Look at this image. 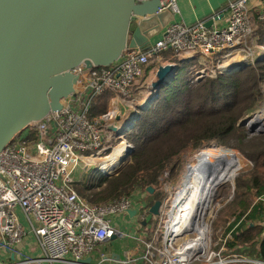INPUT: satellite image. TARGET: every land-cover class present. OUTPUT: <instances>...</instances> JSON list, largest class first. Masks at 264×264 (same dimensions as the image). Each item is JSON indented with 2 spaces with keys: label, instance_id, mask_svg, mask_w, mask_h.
I'll return each instance as SVG.
<instances>
[{
  "label": "built area",
  "instance_id": "built-area-1",
  "mask_svg": "<svg viewBox=\"0 0 264 264\" xmlns=\"http://www.w3.org/2000/svg\"><path fill=\"white\" fill-rule=\"evenodd\" d=\"M176 1L171 0L168 5L174 19L147 49L128 48L109 67H78L76 92L63 101L62 109L31 125L1 152L0 264H81L78 261L88 257L91 262L87 264L203 262L199 257L194 258L196 252L191 253L188 245L185 246L194 238L179 242L182 237L168 227L175 209L174 187L165 185L161 214L153 216L160 218L159 223L165 229L163 232L161 228L155 229L152 239L141 234L140 228L148 225V222L142 224L146 214L141 210L149 206L136 192L106 204L92 205L74 187V174L80 161L86 168H93L95 175H110L118 166L108 167L119 152L124 154L128 147H134L125 139L126 134L122 136L108 129L114 124L116 109L99 118L90 117L91 103L97 95L110 90L130 98L146 65L172 63L169 58L163 59L167 51L173 53L172 57L186 58L191 64L220 56L247 64L253 62L256 52L252 54L253 43L248 38L254 35L256 23L264 21V0H256L261 5L256 16L251 11L253 0L229 2L226 24L211 28L203 20L187 24L175 19V13L179 12ZM260 50L264 52V45ZM196 73V78H201L206 70L201 68ZM135 116L131 115L120 128ZM167 175L165 172L160 179L163 181ZM257 201L264 202V194ZM170 202L171 208L167 210ZM131 209L137 210L134 217L128 214ZM123 216L135 220L134 232L127 230L132 222L125 221ZM125 236L133 237L137 244L135 247L128 244L123 257L95 254L99 245ZM202 251L208 264H229L232 260L223 259L220 252L208 251L207 246ZM244 261L264 264V260L255 257Z\"/></svg>",
  "mask_w": 264,
  "mask_h": 264
},
{
  "label": "water",
  "instance_id": "water-1",
  "mask_svg": "<svg viewBox=\"0 0 264 264\" xmlns=\"http://www.w3.org/2000/svg\"><path fill=\"white\" fill-rule=\"evenodd\" d=\"M170 2L0 0V154L31 125L62 109L63 101L76 92L78 67H109L128 48L147 49L174 19ZM213 22L208 20L205 24L211 28ZM187 62L186 58H179L178 62L159 64L146 101L152 103L160 90L180 75ZM235 63L241 67L246 64ZM234 68L225 67L224 71H236ZM144 104L138 109L149 106ZM115 119L119 120L120 114ZM108 129L124 136L131 128L120 130V126L111 124ZM248 129L260 133L255 124H249ZM133 149L131 146L125 150L123 163ZM146 190L155 192L152 186ZM162 203L155 200L151 205L153 216L161 214ZM128 214L134 217L137 210L131 209ZM90 262L91 257L78 261Z\"/></svg>",
  "mask_w": 264,
  "mask_h": 264
},
{
  "label": "trees",
  "instance_id": "trees-1",
  "mask_svg": "<svg viewBox=\"0 0 264 264\" xmlns=\"http://www.w3.org/2000/svg\"><path fill=\"white\" fill-rule=\"evenodd\" d=\"M248 42L257 50L264 45V21L256 23L254 35ZM162 56L164 60L179 61L172 57L171 51ZM156 66V62L145 66L140 84ZM193 71L190 67L186 78L178 75L160 90L147 108L138 109L139 118L126 133L127 139L134 144L133 152L117 171L76 180L74 187L92 205L106 204L139 190L146 191L148 186L155 189L154 201L162 200L166 194L162 196L159 187L165 172L175 181L189 158L208 147L212 140L229 145L224 141L236 138L239 144L229 147L245 154L253 167L236 182V190L241 191L245 201L238 205L241 213L228 247L233 252L244 249L251 257L264 260V224L256 222L259 215H264V203L253 201L251 193L255 190L253 195L257 198L264 194V137L254 141L246 127L240 124L264 101V52L255 57L254 62L232 73L196 78ZM113 93L106 90L93 99L92 119L108 111Z\"/></svg>",
  "mask_w": 264,
  "mask_h": 264
},
{
  "label": "rangeland",
  "instance_id": "rangeland-1",
  "mask_svg": "<svg viewBox=\"0 0 264 264\" xmlns=\"http://www.w3.org/2000/svg\"><path fill=\"white\" fill-rule=\"evenodd\" d=\"M256 50L257 49L255 48V45L252 46V54L256 52L255 57L260 56L262 54L261 50L260 49H258L257 51ZM252 54L250 55V57H252ZM255 57H253V62H254ZM230 60H228V58L220 56L218 58H208L207 61H204V60H201L199 62L197 61L196 63H194V65H192L191 63H185L186 65L183 64V71L181 72L179 78H186V76L188 75L187 71H189L190 67H192V70H194L193 71L194 77L197 76L196 71L201 69V68L206 70V73H205L206 77H209V76L215 77L218 73L225 72L224 71L225 68H223V66L226 65ZM227 67H229V66H227ZM156 68H157V66L150 72L149 77L150 76L153 77V78H151L152 80L155 79ZM227 73H232V71L227 72ZM148 87L149 86L147 84L146 88L143 89V92L140 93V96L138 97L139 100H142L143 97H145L148 94V91H149ZM132 94H133V91H132ZM125 100L128 104L133 101V100H128V99H125ZM126 102L123 101V104L125 106L123 104H122V106H124V108H126ZM140 102L141 101H139L138 103H140ZM263 111H264V101L262 102V104L259 107H257L254 110V112L245 116L240 121V124L246 127V131L249 134V137L252 138L254 141H255V138L259 139L261 137H264V130L259 131L260 133H257V132L253 133L248 129V125L252 120H254V118L257 115L262 114ZM134 114L139 116V113H134ZM242 121H245L246 123H241ZM130 130H128L127 132H129ZM126 138L127 137H125V139ZM119 141H121V139L118 140L117 142L119 143ZM224 142H226L229 145L236 146V144L239 141L236 138L232 137V138L226 139ZM229 145L220 144L217 140H212L208 147H205V148L199 150L197 153H195L192 157L189 158V161L186 163L185 168L182 171L181 176L175 178V181H172L170 179L169 174H168L167 180L164 179L159 188H160V191L162 192V196H163V194L165 193V190H164L165 185H168L169 187L172 186V187H174L173 193H174V191H176V194H175V196H176L179 193V189L183 190V187H184L183 178H184V174L187 170L188 165L190 163L194 162L196 156L199 155L204 150L212 153L213 158L222 156L223 153L224 154L234 153V154L239 155V157L243 160L244 164L242 165V167L238 171H236V173L233 176V179L231 180L232 182L229 181V182L223 184L222 186H220L219 189L217 190L216 196L214 197L212 213L207 218V226H208L207 249H208V251L210 250L212 252H220V255L223 257V259H228V260L232 259L229 264L236 263V262L248 264L247 262L244 261V259L250 258L251 255L248 254L247 252L245 253L246 250H244V249L242 251L240 250V251L233 252V249H229L228 244L231 243L233 240L232 233H233V230L236 228V224H235L236 220H237L239 214L241 213V209L238 207V205L242 204V202L245 201L244 197L240 195L241 191L236 190V186H237L236 182H237V179L240 175L243 176L247 171H249L253 167V162L248 157H246V155L243 154L241 151H239L236 148L229 147ZM246 145H247V143L244 144V146H246ZM114 155H116V151L114 152L113 156ZM122 165H123V162L121 161L120 164L118 165V167H121ZM95 174H97V172H95L93 168H90V167L86 168L84 162L80 161V163L78 164V167L75 171L74 176L76 177V180H80V179H85V178H89L92 176H98ZM190 190H188V191H190ZM236 192H237V194H236ZM254 192H255V190L251 191L253 201L258 200L257 196L255 197L253 195ZM136 194L139 198L143 199V201L146 202L149 206V207L142 208V210H141L142 214H146V221L148 222V225L146 224L147 226H145L144 228H140V229H142L141 234L145 235V238H147V239H152L155 229L159 228V230H160V228H161L162 232L165 229L164 224L159 223L160 218L153 217V215L150 213V207L155 202L154 201V194L148 193L147 190L146 191H141V190L136 191ZM164 198H165V196H163V199ZM175 201L176 200L174 199V204L176 206ZM171 202L168 204L167 210H169L171 208ZM178 205H182V204L178 203ZM246 215L247 214H245L242 217V219H244L246 217ZM139 217L140 216H138V219H139ZM123 218L125 219V221H127V220H129L131 222L135 221L134 219L127 218L125 216H123ZM256 222L264 224V220L262 218H257ZM199 223H197V225ZM121 226H124V224ZM127 230L130 232L135 231L131 227V225H128ZM192 234H194V235H192ZM181 237H182V239H179V242H183L185 239L195 238L196 235H195V233L189 232L188 234L181 236ZM130 243H131V245L137 244V240H135L133 237H126V236L123 238H117L114 241L110 242L109 244L99 245L98 246L99 250L97 249L95 251V254L100 255L101 253H105L107 255H111V252H113V251H118L121 253L122 250ZM138 243L144 247V244L142 242H138ZM204 254L205 253L203 251L196 252L194 258L199 257V260L203 259V262L195 261V262H193V264H208L206 259L203 258ZM59 264H61V263H59Z\"/></svg>",
  "mask_w": 264,
  "mask_h": 264
},
{
  "label": "bare ground",
  "instance_id": "bare-ground-1",
  "mask_svg": "<svg viewBox=\"0 0 264 264\" xmlns=\"http://www.w3.org/2000/svg\"><path fill=\"white\" fill-rule=\"evenodd\" d=\"M225 67L231 69L236 67L234 68L236 70L242 68L239 64L233 65V63L231 65L226 64L223 68ZM147 105H150L148 101L145 102L144 106ZM138 118V115L135 116L130 122L122 126L120 130L128 127L133 128ZM249 124L257 125L259 131L264 130V111L262 114L257 115ZM212 156V153L204 150L196 156L194 162L188 165L183 178V190L179 189V193L174 198L176 206L168 224V227L172 228L176 235L184 236L189 232L195 233L196 237L185 243L191 253L206 249L208 235L207 218L212 213L213 201L217 190L223 184L231 181L236 171L244 164L239 155L234 153H223L222 156L215 158ZM122 159L123 153L119 152L108 169L118 166ZM178 203L182 205H178ZM197 223L199 224L197 225ZM196 248L198 250H193Z\"/></svg>",
  "mask_w": 264,
  "mask_h": 264
},
{
  "label": "crops",
  "instance_id": "crops-1",
  "mask_svg": "<svg viewBox=\"0 0 264 264\" xmlns=\"http://www.w3.org/2000/svg\"><path fill=\"white\" fill-rule=\"evenodd\" d=\"M231 1L233 0H177L176 3L179 9V12L177 14L175 13V19L182 20L183 22L187 24H193V23H196L202 20L206 22L208 20H213L214 22H213L212 27L213 26H224L229 17L228 3ZM260 9H261L260 3H258V1L256 0H253L252 7H251V11L253 15L256 16V14L259 12ZM216 14H218V17ZM160 36H161V33L155 36L152 39V42H154ZM232 63L233 65H238L237 63H235L234 60H231L229 63H227V65L228 64L231 65ZM151 78L153 77L148 76L147 78H145V81L141 84H140V80H141L140 79L135 84L133 88V94L131 95L130 98L113 93L108 103V106H109L108 111L112 109H116L117 113L120 114L119 120L114 119L112 121L114 124L119 126L120 124L125 122L132 114L137 113V110L139 106H141V104L146 102V99L150 95L149 91H148V94L145 97H143L142 100H139L138 97L140 96V93L143 92V89H145L144 84H148L149 86V84L153 81ZM148 90H149V87H148ZM125 99L133 100L134 102L132 101L131 103L128 104ZM123 101L126 102V108H124L125 105L123 104ZM139 101L141 102L138 103ZM122 104L124 106H122ZM256 202H260V201L256 200ZM127 218L129 217L127 216ZM258 218H262L264 220V215H259ZM130 225L131 227H133L134 223L132 222ZM129 245H131V243ZM132 246L135 247L136 244H132ZM124 249L122 250L121 253L118 251H113L111 252V254L112 255L116 254V255H120V257H123Z\"/></svg>",
  "mask_w": 264,
  "mask_h": 264
}]
</instances>
